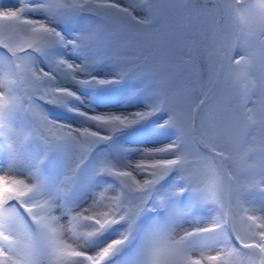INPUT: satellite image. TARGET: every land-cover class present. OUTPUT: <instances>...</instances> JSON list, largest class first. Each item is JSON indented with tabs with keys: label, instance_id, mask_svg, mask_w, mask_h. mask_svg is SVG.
I'll return each mask as SVG.
<instances>
[{
	"label": "snow or ice",
	"instance_id": "6c2138e0",
	"mask_svg": "<svg viewBox=\"0 0 264 264\" xmlns=\"http://www.w3.org/2000/svg\"><path fill=\"white\" fill-rule=\"evenodd\" d=\"M36 12L51 19L89 13L100 22L66 41L47 19L29 15ZM58 47L84 49L91 63L115 69L111 78L82 80L81 64L56 58L77 84L146 80L152 86L147 109L78 113L95 128L50 120L35 101L79 99L34 63L35 55ZM0 51L6 54L0 59V142L8 153L0 171V264H109L130 244L154 198L166 218L153 225L129 264H264V0H24L0 6ZM201 60L203 68L194 71ZM162 112L159 127L174 130L170 143L143 149L135 161L126 154L120 163L102 158L95 175L117 186L96 191L79 210L58 205L101 142ZM19 116L26 127L15 126ZM33 141L45 154H74L55 198L43 193V160L24 170ZM257 141L258 149L252 147ZM173 174L180 187L157 196ZM185 193L194 201L190 208L169 206ZM197 207L205 214H194ZM116 225L125 226L117 238L88 250ZM210 252L216 254L205 255Z\"/></svg>",
	"mask_w": 264,
	"mask_h": 264
},
{
	"label": "rangeland",
	"instance_id": "374dc122",
	"mask_svg": "<svg viewBox=\"0 0 264 264\" xmlns=\"http://www.w3.org/2000/svg\"><path fill=\"white\" fill-rule=\"evenodd\" d=\"M22 2H24V0H0V6L15 8L19 6V4ZM30 2L37 3L38 0H30ZM29 15H34L39 19H47L49 23L52 24L53 27L57 28L59 31H61L64 34L66 41L75 40L79 35L86 34L87 32L91 31V30L77 31L74 30L73 28H70L71 26L69 22L63 20L60 15L57 16L55 19L48 18L46 14L43 12L29 13ZM53 53L56 54L57 56H55ZM53 53L46 55L47 60L45 58V62L44 61L42 62L40 59H37L34 56V58H36V60L34 59L35 65L37 68H43L46 72H50L56 77L54 86L68 88L71 91H73L77 97H79L78 101H76L77 105L72 106V108L75 109L76 111L87 114L131 115L136 111H142L147 109L145 103H143L141 100L135 101V99L130 98L128 94H122L121 96H119L118 99H112L109 103L108 102L95 103L91 101L90 100L91 98L89 96V90L87 87H85L86 85L75 83L70 78L69 75L65 74L62 71V69H60L59 66L55 64V59L63 57L77 64H81L83 70L77 73V75L82 80H88L91 77L108 79L115 74L114 71L115 69L110 67V64L96 65L91 63L92 56L84 49L77 50L72 47H67V48L58 47L53 51ZM46 116L54 122H59L64 125H70L74 128H83V127L95 128V126L92 125L90 121L86 120L82 116H79L77 121L76 119H74L75 117L62 119V118H57V116H52L50 113L49 115ZM153 118L156 117L153 116ZM164 119L165 118H162L161 116L158 119H150V123L155 126L154 128H152V130L148 128L147 131L142 135L144 137L135 136L131 138L128 136H123L122 138H119V140L112 139L109 142H101L98 145L99 147H101L100 149L104 148L103 147L104 144L107 145V149L98 153L96 152L93 157H89L88 160H90L91 158L90 162L89 163L86 162L85 164L87 163L88 164L87 165L84 164L80 169L78 175V182L74 186L67 200L57 201L58 205H67L71 208H74L75 210H79V208L86 207L91 202L92 196L96 191L102 190L104 187L109 185L114 186L113 184H110L108 182L110 181V178L96 177L95 175L98 162L102 158L105 157L111 158L113 159L114 162L120 163L122 162L121 156L126 154L128 160L135 161L140 158L143 149L159 147L167 143H170L171 140L173 139V136L172 137L170 136L171 138H167L168 136L164 134H160L159 131H157L159 129V126L163 123ZM14 124L17 128H22L27 126V121L22 116H19L14 121ZM96 130L99 131V129ZM102 133L105 134L104 132ZM35 142L36 141L31 142L25 150L24 170L31 168V166L35 164L37 161L43 160L42 163V179L44 181L43 193L48 197L55 198L57 186L62 182L64 176L72 169V167L76 163L74 154L70 150L66 149L64 153H62V155H59L58 158L55 160H53V158L55 157L53 153L51 155L48 154L46 156L44 150H42L43 154L35 155L34 154L35 148H39L38 142L37 145L34 146ZM254 144H259V141H257ZM2 146H4V144H0V171L5 170L8 161L7 148L5 146L4 147ZM112 147H114L113 150L114 154L112 156H108L112 153L110 151ZM104 153L106 155H104ZM174 177L168 178L167 180L168 182L164 183L163 186L169 185L170 189L174 188L176 185V179ZM170 193L171 192H168V194H165V196L166 195L168 196ZM187 197L188 196L184 195L183 198L180 199L183 201V203H185ZM170 201L172 205L176 203V206L178 207L183 206V209L185 207V204L181 203V201H179V203L177 202L176 199H172ZM156 208L159 207L155 206V209ZM153 209L154 207L149 211H153ZM61 210L62 208L58 207L57 211L59 212ZM148 212L146 214H148ZM200 212L197 215H204L201 214ZM146 214L143 216V218L142 217L140 218L142 219L141 221L139 219V225H137L134 237L130 242V244L128 245V248L133 249V251L131 252L132 254L129 255L127 253L128 249L125 248L118 254L120 260H118L116 257L114 258L115 259L114 264H129L130 258L139 255L143 239L145 238L149 230L152 228L151 223L153 221L148 222V220H146V217L150 213L147 216ZM157 222L158 221H155V224ZM116 227L118 226L112 227V229L107 230L104 234L100 235L95 240L91 241L88 245V250L94 251L95 249L105 245L108 241L117 238L124 227L123 228L120 227L116 228ZM142 230L144 231V233H146L145 235L141 234ZM123 253H127V256H124L125 254ZM215 254H216L215 252L205 253V255H215ZM195 255L199 256L200 253L196 252Z\"/></svg>",
	"mask_w": 264,
	"mask_h": 264
},
{
	"label": "trees",
	"instance_id": "16d2710c",
	"mask_svg": "<svg viewBox=\"0 0 264 264\" xmlns=\"http://www.w3.org/2000/svg\"><path fill=\"white\" fill-rule=\"evenodd\" d=\"M60 16H61V18L63 20H66V21L69 22V24L71 26L70 28H73L74 30H77V31L91 30L97 23L100 22L98 17H96L94 15H91L89 13H80V14H77L75 16L60 14ZM52 53H50V54H52ZM54 55L57 56L56 54H54ZM37 56L38 55H35V57H37ZM5 57H6V54L4 52L0 51V59H4ZM41 58H42V62L43 61L45 62V58L47 60V56L46 55L41 56ZM43 58H44V60H43ZM34 59L36 60V58H34ZM34 63H35V61H34ZM203 64H204L203 60L199 61V63L196 65V68H194L193 70L194 71L201 70L203 68ZM110 67H112V66L110 65ZM85 87H87L88 90H89V96L91 98V99L90 98L89 99L91 101L95 102V103H107V102L109 103L112 99H118L119 96H121L122 94H128V96L130 98H132V99H135V101H140L141 100L143 103H145L146 107L148 105L149 96H150V93H151V90H152V86L146 80H144V79L134 80V79H131V78L125 79V80H123L120 83L111 84V85H104V86L98 85L95 82H93V83L87 84ZM40 101L42 103H44L48 107L47 108L48 111L44 112L43 108L40 105H38V103L35 101V103L37 104L38 108L43 112L44 115H47V113H50V112H52V113L60 112V113L64 114V117H65V118H62V119H68L70 117H75L74 119H76V121L78 120V118L80 116V115H78L79 112L72 108L73 105H77L76 101H78V99H76V98H65V100H64V102L62 104H56V105L45 103L42 100H40ZM160 116L162 118L166 119V114L162 112V113H160L158 115H155L154 117H156V118H153V117L149 118V119H147V120H145L143 122L138 123L137 125H135V126H133L131 128H128L126 130L121 131L120 133L116 134L113 137V139L114 140H119V138L121 136H130L132 138L135 137V136L144 137L142 135L147 131V129L150 128V130H152V128H154V126H155V125H152L150 123V119H158ZM99 131L104 132L105 134H108L103 129H99ZM157 131H159L160 134H164V135L168 136L167 138H171L172 136L174 137V130H172L170 128H161V127H159V129ZM37 142L39 144V148H35V153L34 154L35 155L43 154L42 150L45 151V148L39 141H36L34 146L37 145ZM0 144H4V143L1 142ZM4 146H2V147H4ZM259 146H260V143L252 145V147L257 148V149L259 148ZM65 150L66 149L54 150V151L48 152L46 154V156L48 154L51 155L53 153L55 155L53 160H55V159L58 158L59 155H62V153H64ZM113 150H114V147H112V149L110 150L112 153L110 155H108V156H112L114 154ZM96 152L97 153L101 152V150L99 148H96V150H94L93 154L92 155L90 154V157H93ZM104 155H106V154L104 153ZM90 160H91V158H90ZM90 160H88V161L90 162ZM171 177H174L176 179L175 187L170 189L169 185H164L163 186L164 183L168 182L167 181L168 179H167V180H165L164 182H162L158 186V188L156 190V195L157 196H159V197H168L169 195H171V193L175 189L180 187V185L178 184V181H177L176 174H173ZM108 182L110 184H113L115 187L117 186L116 181L114 179H112V178H110V181H108ZM168 192H171V193L168 196L167 195L165 196V194H168ZM184 195L188 196L186 198V200H185V203H183V204H185L184 209H188L194 204V201H193L190 193H185ZM180 198H183V196L180 197ZM171 205H172V203L170 201L169 202V206L171 207ZM155 206L159 207V205L155 202V198H154L153 201L149 202V204L145 207V210H144L143 214L141 215V217L143 218V216L150 209H152L153 207L155 208ZM172 206H175V205H172ZM180 208H183V206L180 207ZM194 210H195L194 214H198L201 209H199L197 207ZM200 213L201 214H205L202 210H201ZM165 218H166V213L162 214V217L159 219V222H162ZM154 224H155V221H153L151 223L152 227H153ZM138 225H139V221H138ZM116 226H119L120 228L125 227L124 225H116ZM143 230H142V234L145 235L146 233H144Z\"/></svg>",
	"mask_w": 264,
	"mask_h": 264
}]
</instances>
